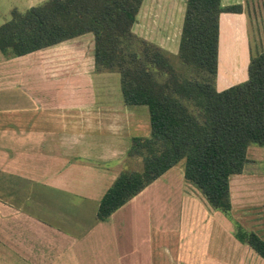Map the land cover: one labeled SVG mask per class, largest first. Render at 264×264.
<instances>
[{"label": "crops", "instance_id": "crops-1", "mask_svg": "<svg viewBox=\"0 0 264 264\" xmlns=\"http://www.w3.org/2000/svg\"><path fill=\"white\" fill-rule=\"evenodd\" d=\"M187 1H150L147 19L144 0L133 31L178 54ZM245 4L222 0L242 9L220 15L221 90L248 79L253 20ZM145 20L158 30L143 34ZM112 74L96 71L93 33L18 57L0 49V264H264L236 236L264 239V146L250 145L243 173L231 176L229 213L186 179L182 160L98 218L133 139L151 136L148 107L127 105L121 75L112 89Z\"/></svg>", "mask_w": 264, "mask_h": 264}, {"label": "trees", "instance_id": "trees-1", "mask_svg": "<svg viewBox=\"0 0 264 264\" xmlns=\"http://www.w3.org/2000/svg\"><path fill=\"white\" fill-rule=\"evenodd\" d=\"M144 0H47L14 10L0 25V49L23 56L88 33L95 37L97 72H119L127 105H145L151 136L135 137L128 157L143 169L123 170L100 202L106 220L149 184L185 160V177L210 205L232 209L230 178L249 161L250 145L264 146V49L251 58L248 79L216 86L220 15L241 5L188 0L177 63L133 31ZM237 238L264 258V239L239 230Z\"/></svg>", "mask_w": 264, "mask_h": 264}, {"label": "rangeland", "instance_id": "rangeland-1", "mask_svg": "<svg viewBox=\"0 0 264 264\" xmlns=\"http://www.w3.org/2000/svg\"><path fill=\"white\" fill-rule=\"evenodd\" d=\"M45 1L47 0H0V24L1 22H5L9 18H11L12 12L14 10H17L19 12H25L34 6H38L44 3ZM150 1H154V0H147V6H146L147 13L143 15L142 18L146 17L147 19H149L150 8L148 5ZM245 5H248V9H249L248 11L250 12L252 20H253V26H252L253 30L252 31L249 30V33H247L245 30V33L252 40L251 57H254L258 54V52L264 49V0H247V4ZM9 9H12V10L10 11ZM140 24H141L140 29L143 32V34L149 33L150 35V32L155 33V31L158 30L157 27L152 26L147 20L142 21ZM170 30L172 32L171 27H170ZM174 31H175V28L173 27V33ZM138 35L142 36L141 34H138ZM164 50L169 52L171 54V58L173 59V61L177 63V60H178L177 54H174L172 52L174 50V45L171 44L169 46V49L164 48ZM229 77H231V74H228L226 69H222V72L220 74V80H227ZM110 81H111L110 86L112 89L114 88V84L119 86V89H120V74L118 72H113ZM216 86L220 90L224 88L223 85H221L219 82L218 83L216 82ZM254 149H261V148L256 146ZM184 161H181V162L184 163ZM126 169L141 171L143 169L142 159L137 158V157H130L129 159H127L125 170ZM161 240L162 242H164V239H161Z\"/></svg>", "mask_w": 264, "mask_h": 264}]
</instances>
